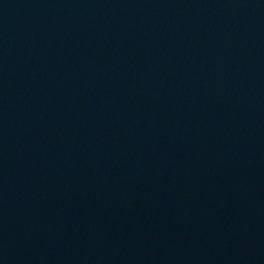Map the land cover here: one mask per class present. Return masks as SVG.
Instances as JSON below:
<instances>
[{
	"label": "water",
	"instance_id": "water-1",
	"mask_svg": "<svg viewBox=\"0 0 264 264\" xmlns=\"http://www.w3.org/2000/svg\"><path fill=\"white\" fill-rule=\"evenodd\" d=\"M0 256L264 264V0H0Z\"/></svg>",
	"mask_w": 264,
	"mask_h": 264
}]
</instances>
